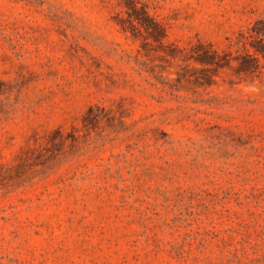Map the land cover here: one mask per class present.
Wrapping results in <instances>:
<instances>
[{
  "label": "rangeland",
  "instance_id": "rangeland-1",
  "mask_svg": "<svg viewBox=\"0 0 264 264\" xmlns=\"http://www.w3.org/2000/svg\"><path fill=\"white\" fill-rule=\"evenodd\" d=\"M141 2L0 0V264H264V0Z\"/></svg>",
  "mask_w": 264,
  "mask_h": 264
},
{
  "label": "trees",
  "instance_id": "trees-1",
  "mask_svg": "<svg viewBox=\"0 0 264 264\" xmlns=\"http://www.w3.org/2000/svg\"><path fill=\"white\" fill-rule=\"evenodd\" d=\"M123 4L131 10V14L135 16L136 19H140V15H145L146 14V5L142 4L141 0H121ZM139 4H141L139 6Z\"/></svg>",
  "mask_w": 264,
  "mask_h": 264
}]
</instances>
